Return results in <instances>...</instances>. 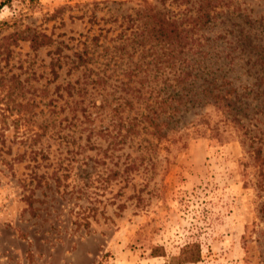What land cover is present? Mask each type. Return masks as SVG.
Here are the masks:
<instances>
[{
  "label": "rangeland",
  "instance_id": "rangeland-1",
  "mask_svg": "<svg viewBox=\"0 0 264 264\" xmlns=\"http://www.w3.org/2000/svg\"><path fill=\"white\" fill-rule=\"evenodd\" d=\"M140 4L196 25L186 70L255 83L244 128L198 102L156 150L137 139L114 148L74 125L66 101L85 80L73 63L80 40L135 18ZM15 32L50 44L35 48ZM117 52L111 42L97 50L108 80L99 100L127 88L125 65H104ZM250 135L264 140V0H9L0 10V264H264V166ZM80 217L91 226L74 225ZM193 244L200 259L184 262Z\"/></svg>",
  "mask_w": 264,
  "mask_h": 264
},
{
  "label": "trees",
  "instance_id": "trees-1",
  "mask_svg": "<svg viewBox=\"0 0 264 264\" xmlns=\"http://www.w3.org/2000/svg\"><path fill=\"white\" fill-rule=\"evenodd\" d=\"M8 1L0 3V10ZM136 15L135 18L129 15L119 24L117 20L110 22L112 24L109 28H100V34L91 40L88 36L80 40L82 48L76 52L73 63L83 67L85 80L81 85H78V80L76 85L70 86V98L67 97L66 101L70 112L74 111L77 121H80L79 124L74 122V125H85L81 131L87 130L89 138L102 136L111 139L110 145L114 148H119L118 145L128 140L134 143L137 139L140 150H156L181 122L180 116L195 109L198 102L200 105L212 104L222 109L227 120L234 121L238 129L244 128L246 123L241 113H245V107L248 106L246 101L250 93L255 91L252 87L255 83L236 84L237 76L227 71L206 76L194 73L193 68L186 70L193 64L182 56L194 48L192 33L196 32V25L188 28L150 4H140ZM191 18L190 22L196 20V17ZM90 22L96 24L92 19ZM23 33L15 32L10 37L18 35L23 40H30L35 48L50 44V38L45 34L24 36ZM109 34L113 37L110 40L107 39ZM107 42H111L123 53L118 55L117 52L115 56L104 59V65L116 69L125 65L124 77H128V81L122 82L127 88L115 90L113 95L117 97L110 102L107 96L99 100V93H96L108 82L100 72L101 64H98V58L104 55L97 54L99 46L105 48ZM136 55L140 57L134 61ZM251 59L252 56H249L248 62ZM233 61L234 58L231 63ZM196 80H202L197 90ZM259 93L257 88L254 100L259 99ZM201 121L211 124L205 116H202ZM248 140L256 160L264 166V140L257 135H250ZM261 174L264 176V172ZM34 202L29 196L28 204L32 211L35 210ZM262 211L264 215V204ZM84 217L75 219L73 224L78 228L90 227L91 222ZM187 251L193 252L187 255ZM200 254L199 246L193 244L183 248L181 257L184 262L190 263L198 261Z\"/></svg>",
  "mask_w": 264,
  "mask_h": 264
}]
</instances>
